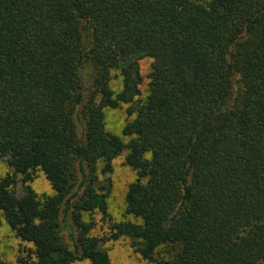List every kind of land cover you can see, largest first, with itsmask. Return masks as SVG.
Listing matches in <instances>:
<instances>
[{
  "label": "trees",
  "instance_id": "1",
  "mask_svg": "<svg viewBox=\"0 0 264 264\" xmlns=\"http://www.w3.org/2000/svg\"><path fill=\"white\" fill-rule=\"evenodd\" d=\"M123 106L126 141L104 118ZM0 161V215L32 245L0 264H110L95 213L146 264H264V0H0Z\"/></svg>",
  "mask_w": 264,
  "mask_h": 264
},
{
  "label": "rangeland",
  "instance_id": "2",
  "mask_svg": "<svg viewBox=\"0 0 264 264\" xmlns=\"http://www.w3.org/2000/svg\"><path fill=\"white\" fill-rule=\"evenodd\" d=\"M206 1V0H198ZM151 59L149 57L138 58L139 72L141 75V83L139 85L142 94H145L148 84V73L150 69ZM119 76L115 75L112 80V88L118 87ZM105 125L108 131L122 137L124 141L126 137L121 135V129L127 121L126 106L121 108H106L104 110ZM9 169L4 161H0V178L3 177ZM33 180L30 183L32 189L38 194L50 195L53 190L49 182L45 179L41 171L36 170L32 174ZM111 181V191L109 193L107 203L108 212L114 221L124 218V195L127 184L134 178V172L123 162V156H119L113 161V172L109 175ZM21 186H17L18 192H21ZM85 219L89 218L86 214ZM96 221L93 234L103 238L102 248L107 252L110 264H146L140 255L131 247L130 241L121 237L117 240L108 239L110 235L109 222L101 218L98 213L92 214ZM126 219H132L127 217ZM32 245L19 240L9 229L6 222L0 215V260L15 263L17 258L24 255L27 249H31ZM86 264V263H81Z\"/></svg>",
  "mask_w": 264,
  "mask_h": 264
}]
</instances>
